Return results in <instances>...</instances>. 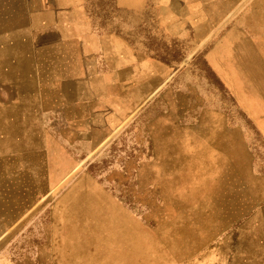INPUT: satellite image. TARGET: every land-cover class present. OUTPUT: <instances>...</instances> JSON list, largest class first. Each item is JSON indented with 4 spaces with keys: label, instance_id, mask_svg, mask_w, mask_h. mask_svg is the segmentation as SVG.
Instances as JSON below:
<instances>
[{
    "label": "rangeland",
    "instance_id": "obj_1",
    "mask_svg": "<svg viewBox=\"0 0 264 264\" xmlns=\"http://www.w3.org/2000/svg\"><path fill=\"white\" fill-rule=\"evenodd\" d=\"M25 1L0 0V80L7 74L8 54L31 47ZM175 1L192 12L233 17L240 26L264 18V0ZM105 3L96 11L106 30L134 26L135 15L121 13L127 20L121 24L115 0ZM159 47L181 59L177 47ZM179 67L153 96L143 94L147 101L111 136L103 131L74 136L72 145L71 136L62 137L63 148L73 151H42V136L0 134V264H42L54 196L71 190L112 191L143 219L137 251L130 242L125 247L109 238L88 240L95 247L80 248V264H264L263 138L248 123L252 135L235 133L225 120L220 135L216 118L234 115V125H245L244 116L230 112L231 99L225 88L218 94L214 73L203 65L186 73ZM128 92L134 99L135 90ZM220 106L222 112L214 111ZM201 115L207 117V135L199 138L187 125ZM214 142H222L221 153L213 150ZM252 143L255 158L247 150Z\"/></svg>",
    "mask_w": 264,
    "mask_h": 264
},
{
    "label": "crops",
    "instance_id": "obj_2",
    "mask_svg": "<svg viewBox=\"0 0 264 264\" xmlns=\"http://www.w3.org/2000/svg\"><path fill=\"white\" fill-rule=\"evenodd\" d=\"M114 5L118 22H127L121 13L135 15L134 26L106 30L105 18L96 11L108 6L105 0L25 1L31 47L8 54L7 74L0 80L6 89L0 100V134L42 136V151H73L63 148L62 137L71 136L72 145L74 136L102 131L111 136L147 101L143 94L153 96L180 66L183 73L203 68L214 73L218 94L225 88L231 99L230 112L244 116L245 125H234V115L216 118L213 125L220 135L225 120L235 133L247 136L252 135L249 124L264 141V18L240 26L233 17L192 12L175 0H115ZM160 43L170 50L177 47L181 59L161 53ZM128 89L135 90L134 99H128ZM187 126L192 135H207L203 115ZM213 150L221 153L222 142H214ZM247 150L255 158L253 143ZM51 216L42 264H80V250L95 247L88 240L109 238L126 242L125 247L130 242L135 251L141 247L143 219L112 191L55 195Z\"/></svg>",
    "mask_w": 264,
    "mask_h": 264
}]
</instances>
